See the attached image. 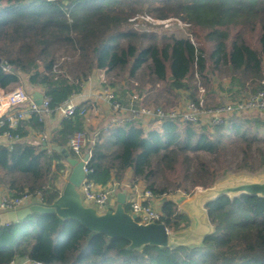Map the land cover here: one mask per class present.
<instances>
[{
	"label": "trees",
	"instance_id": "1",
	"mask_svg": "<svg viewBox=\"0 0 264 264\" xmlns=\"http://www.w3.org/2000/svg\"><path fill=\"white\" fill-rule=\"evenodd\" d=\"M141 14L185 23L174 19L164 29L146 19L140 24ZM238 24L259 26L261 48L240 34L231 38L229 28ZM191 25L207 30L209 52L191 42ZM60 51L72 53V62L61 61ZM96 72L139 80L133 89L115 91L125 105L136 95V107L163 102L161 90L156 91L161 83L167 94L178 97L183 91L189 100H198L195 76L205 88L207 106L222 105V100L208 101L217 89L233 100L252 96L264 88V0H0V88L15 87L24 76L55 108L80 93ZM217 73L226 84L213 85ZM262 114H234L214 126L170 118L146 126L139 121L120 125L85 147L91 152L88 177L100 187L116 182L122 190L132 170L131 186L142 181L158 200L192 195L197 187H211L231 174L263 173ZM38 120L24 122L21 138L26 125L44 131ZM84 121L79 112L62 119L50 132L49 151L42 143L23 140L0 144V187L9 191L7 197L41 191L43 204H52L62 191L57 183L68 164L65 154L75 157L66 145L75 132L84 131ZM179 169L181 178L171 179ZM206 207L213 231L200 244L134 249L126 238H111L56 213L34 212L0 224V264L19 259L27 264H264L263 197L223 196ZM124 208L130 212L128 202ZM159 209L170 232L190 226V217L174 202L165 201Z\"/></svg>",
	"mask_w": 264,
	"mask_h": 264
},
{
	"label": "built area",
	"instance_id": "2",
	"mask_svg": "<svg viewBox=\"0 0 264 264\" xmlns=\"http://www.w3.org/2000/svg\"><path fill=\"white\" fill-rule=\"evenodd\" d=\"M152 22L160 23L158 20L149 18ZM163 20L162 22H165ZM191 35V34H190ZM191 39V36H190ZM194 44V42H192ZM4 70L9 67L2 66ZM198 100H187L181 108H163L161 106H135L136 95L132 97L130 103L125 105L119 98L115 90L109 86L104 87L99 93V97L106 101L111 107L113 116L111 120L100 130L93 134L91 143L97 140L101 132H107L112 128L135 121L146 122L155 120L160 122L165 118L179 119L194 124H207L214 126L221 124L229 116L241 114L243 112L264 113V88L252 96H246L239 100L230 99L222 105L210 107L207 106L205 98V88L199 85ZM81 103L77 100L76 94H73L55 108L51 107L50 99L43 95L41 104H38L33 95L25 89L19 87L13 90L0 88V137L7 140L8 144L21 140L19 134L20 128L24 122L29 119L37 118L44 122L47 116L56 114L64 119L79 112L82 115L87 113L85 107H80ZM41 142L48 145V135L41 133ZM87 137L84 131L75 132L70 136L68 142L69 149L75 157L81 159L85 155L87 146ZM91 157V152H88ZM91 160V159H90ZM86 161L85 171L90 174ZM82 200L86 205L94 206L99 212L111 209V200L115 191L111 188L98 187L89 177L83 180L80 186ZM41 191L26 192L21 196L9 198L5 196L0 201V212L6 210H16L20 207L33 204L35 202L43 203ZM156 200L152 191L145 186L133 185L130 188V195L126 202L129 203L130 213L135 214L140 223L161 222V212L156 206ZM40 264V263H37Z\"/></svg>",
	"mask_w": 264,
	"mask_h": 264
},
{
	"label": "water",
	"instance_id": "3",
	"mask_svg": "<svg viewBox=\"0 0 264 264\" xmlns=\"http://www.w3.org/2000/svg\"><path fill=\"white\" fill-rule=\"evenodd\" d=\"M12 71H16L12 69ZM34 98L41 104L43 95L35 93ZM46 149V146L43 147ZM57 151H65L61 146H55ZM67 162L71 172L60 196L52 204L35 202L16 210L0 212V224L23 220L32 213L42 214L56 213L63 219H73L80 222L92 231L102 232L111 238H126L130 248H139L146 244L167 246L169 244L191 245L200 244L204 238L213 231L206 205L219 197H236L240 195H258L264 198V175L258 174L257 178L235 177L227 178L215 183L208 188H202L195 192L191 200L186 194H174L163 196L156 200V206L160 207L165 201H172L184 208L188 215L193 217L195 225L192 227L170 232L163 222L140 223L135 214L127 212L124 208L126 203V190L119 191L116 195V206L99 212L96 207L84 204L80 193V186L90 174L85 171L86 161L90 160L87 152L81 159L70 157L66 153ZM194 241V243H192Z\"/></svg>",
	"mask_w": 264,
	"mask_h": 264
},
{
	"label": "rangeland",
	"instance_id": "4",
	"mask_svg": "<svg viewBox=\"0 0 264 264\" xmlns=\"http://www.w3.org/2000/svg\"><path fill=\"white\" fill-rule=\"evenodd\" d=\"M149 18L160 21V23H157V24L163 26L164 29L167 26H169L170 22L172 23L174 21V19L180 21L182 25L185 23V22H183L177 18L159 19V18H157L155 16H151L149 14L139 15L138 16V19H139L138 22L140 24H142L143 23L142 21H144L145 19L149 20ZM163 20H166V21L162 22ZM163 28H160L158 26V31L162 32ZM190 30H191V35H190L191 36V39H190L191 42H194L195 45L201 46L203 49L206 50V52H209L212 49V45L206 39L207 30H205L201 27L195 26V25H191ZM229 32H230L231 38H233L237 34H240L243 36V38L246 40V42H248L250 45H252L253 47L261 48L260 43H259V36H260L259 26H256V28H252V26L250 24L231 25L229 28ZM59 54H60V60L61 61H63V60L71 61L72 60V57H73L72 53H66L64 51H60ZM211 78L213 81V85H215V87L222 86L221 84H226V82H227V78H225L223 75H221L219 73L213 75ZM27 81L28 80L26 79V77L23 76L22 82L20 84L16 85L15 87H11L10 90L21 87L29 93L32 92L33 88H32V86H30L28 84ZM92 81L93 82L95 81V83H94L95 85H100L101 89H103L106 86H109L111 89L115 90L117 93L121 92V90H123L124 88L125 89L126 88H132L133 89L137 85L141 84V83H139V80H137L136 78L127 81L126 79L122 78V76L117 75L115 73L106 76L103 72L102 73H100V72L94 73L91 76V78L89 79L88 83L93 84ZM113 81H114V83L110 84ZM164 84L165 83H161V84H158L156 86L157 92H159L161 90V92H162V93L160 92L162 94L161 100H163V102L157 104L158 106H161V107L166 108V109H169V108L177 109V108H181L184 104H186V101L188 100L187 94H185L183 91L177 92V94H179L178 97L171 95V94H167L165 91H162ZM193 84H196L197 86L202 85L201 81L196 76L193 79ZM230 99H231L230 97H227V99H223V101L221 103L227 102ZM151 104H153V103H151ZM142 123L146 126L147 124H150L153 122H152V120H147L146 122H142ZM262 174L264 175V171ZM231 175H234L235 177L257 178L258 174L251 175V174H247V173H239V174L235 173V174H231ZM169 176L171 179H179L182 176L181 170L179 169V170L175 171L174 173H171ZM65 181L66 180L62 176L61 179L59 180L61 187L64 185ZM201 189L202 188L197 187L195 192H197ZM192 195H188V196L191 197ZM20 260L21 259L17 260L13 264H21V263H19Z\"/></svg>",
	"mask_w": 264,
	"mask_h": 264
},
{
	"label": "crops",
	"instance_id": "5",
	"mask_svg": "<svg viewBox=\"0 0 264 264\" xmlns=\"http://www.w3.org/2000/svg\"><path fill=\"white\" fill-rule=\"evenodd\" d=\"M92 83L94 84L95 81L94 82L92 81ZM93 84H90L88 82L85 83V85L83 86L82 91L80 93L76 94V97H77V100L79 101V103H85V108L87 109V113L84 115V117H85L84 132H85L86 137L88 139L87 140V144L91 141V138H92L93 134L95 132H97V131H100L111 120V117L113 116L111 107L106 103V101H103L99 97V93L102 90L100 85H95V84L93 85ZM30 93L33 95V98H34V94L35 93H41L42 95H44L43 90L40 89V88H33L32 92H30ZM215 97L214 98L213 97H211V98L209 97L208 101H215V99L223 101V99H227L228 96L223 90H218L217 89ZM262 115L264 116V113ZM45 119H46V120H44L45 129H44L43 132H45L48 135V138H49L50 132L53 131V130H56V129H58L60 127L62 119L59 118V116L56 115V114H52L50 116H47ZM26 128L28 130L27 134L21 140L26 141V142H30V143H34V144L42 143L41 142L42 138L40 137L42 132L35 131L29 125H26ZM0 144L9 145L7 140H5L3 137H0ZM44 146H46L45 150L49 151L51 144L48 143V145H47L45 143H42V148ZM55 146H59V145H53V148ZM66 147H68V144L66 145ZM61 148L66 150V148H63L62 146H61ZM86 153L87 152H85V154ZM75 158H77V157H75ZM71 168L72 167L68 163L66 165V170H65L64 175H63L64 179L66 180L65 183L67 182V180L69 178L68 176H69V174L71 172ZM131 176H132V170H128L126 172L125 180H123L122 183H121L122 186H123V189L126 190V198L127 199H128V197L130 195V188H131L130 180H131ZM65 183H64V185H65ZM135 185L144 186L142 181H138L137 183H135ZM57 186L61 187L60 183H57ZM63 186L61 187V189H63ZM98 187H100V186H98ZM105 187L106 188H111V189H113L115 191V193L113 194L114 197L111 200V205L113 206L116 203V199H118L116 197V195L121 190H117L116 189V187H117V183L116 182L109 183ZM5 196H9V191L6 188L0 187V201ZM192 196L191 197L188 196V200H191ZM179 209L181 211L185 212L188 215V212L184 208L179 206ZM189 217L191 219V224H190L189 227H192V225H195V220H194L193 217H191V216H189ZM192 243H194V241H192ZM19 263L27 264L28 261L26 259H21Z\"/></svg>",
	"mask_w": 264,
	"mask_h": 264
}]
</instances>
